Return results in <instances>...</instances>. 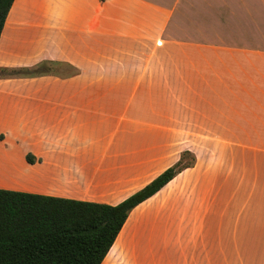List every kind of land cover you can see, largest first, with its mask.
<instances>
[{"label":"crops","instance_id":"0c3cea01","mask_svg":"<svg viewBox=\"0 0 264 264\" xmlns=\"http://www.w3.org/2000/svg\"><path fill=\"white\" fill-rule=\"evenodd\" d=\"M40 67L0 77V189L116 205L188 153L100 264H264V0H14L0 70ZM227 172L254 229L211 211Z\"/></svg>","mask_w":264,"mask_h":264},{"label":"trees","instance_id":"16d2710c","mask_svg":"<svg viewBox=\"0 0 264 264\" xmlns=\"http://www.w3.org/2000/svg\"><path fill=\"white\" fill-rule=\"evenodd\" d=\"M13 2L0 0V34ZM186 155L189 162H183ZM26 160L34 162L30 155ZM193 162L182 153L177 163L116 205L0 189V264H100L130 211Z\"/></svg>","mask_w":264,"mask_h":264},{"label":"rangeland","instance_id":"374dc122","mask_svg":"<svg viewBox=\"0 0 264 264\" xmlns=\"http://www.w3.org/2000/svg\"><path fill=\"white\" fill-rule=\"evenodd\" d=\"M177 30L179 31L174 32L176 35H185V27L177 28ZM45 69L47 70V67H40L37 70L22 69L15 71L19 73L26 71L43 72ZM2 70H0V77L17 76L14 70ZM18 75L30 76L27 74ZM189 161L190 156L186 155L183 162ZM211 211L225 215L226 219L221 221L222 225L224 223L223 226L254 229V172L220 173L219 187L212 188Z\"/></svg>","mask_w":264,"mask_h":264}]
</instances>
